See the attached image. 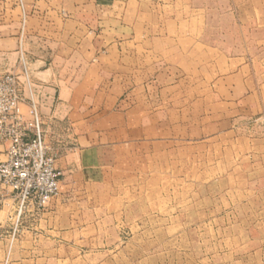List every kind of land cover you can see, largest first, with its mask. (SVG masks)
I'll list each match as a JSON object with an SVG mask.
<instances>
[{"label":"crops","instance_id":"1","mask_svg":"<svg viewBox=\"0 0 264 264\" xmlns=\"http://www.w3.org/2000/svg\"><path fill=\"white\" fill-rule=\"evenodd\" d=\"M9 1L0 0V76L16 73L19 58ZM29 14L22 50L42 128L67 131L73 177L138 160L143 146L169 153L174 130L185 131V161H203L237 108L264 114V0H31ZM0 202L12 215L11 195ZM52 206L21 223L37 231ZM28 228L20 240H42Z\"/></svg>","mask_w":264,"mask_h":264},{"label":"rangeland","instance_id":"2","mask_svg":"<svg viewBox=\"0 0 264 264\" xmlns=\"http://www.w3.org/2000/svg\"><path fill=\"white\" fill-rule=\"evenodd\" d=\"M11 7L19 43L21 12L15 0ZM236 113L233 128L203 146V161H185L188 148L178 144L185 131L174 130L169 153L143 146L138 160L113 162L86 179L64 169L74 149L67 131L47 125L59 194L43 209L53 205L37 226L41 241L20 240L24 227L37 232L21 220L11 240L12 220L0 203V264H264V114Z\"/></svg>","mask_w":264,"mask_h":264},{"label":"built area","instance_id":"3","mask_svg":"<svg viewBox=\"0 0 264 264\" xmlns=\"http://www.w3.org/2000/svg\"><path fill=\"white\" fill-rule=\"evenodd\" d=\"M15 2L22 18L17 72L0 76V145H6L5 159L0 161V195L10 194L15 202L9 216L11 240L29 209L39 214L58 196L60 176L45 143L38 90L22 50L29 0Z\"/></svg>","mask_w":264,"mask_h":264}]
</instances>
